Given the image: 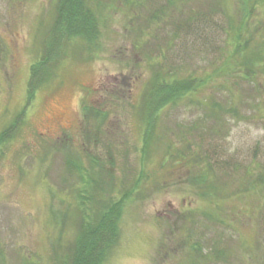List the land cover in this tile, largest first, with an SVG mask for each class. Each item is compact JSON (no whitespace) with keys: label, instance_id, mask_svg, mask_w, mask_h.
I'll list each match as a JSON object with an SVG mask.
<instances>
[{"label":"rangeland","instance_id":"374dc122","mask_svg":"<svg viewBox=\"0 0 264 264\" xmlns=\"http://www.w3.org/2000/svg\"><path fill=\"white\" fill-rule=\"evenodd\" d=\"M100 1L0 0V264L77 261L119 201L103 264H264V71L228 54L264 41V0Z\"/></svg>","mask_w":264,"mask_h":264},{"label":"trees","instance_id":"16d2710c","mask_svg":"<svg viewBox=\"0 0 264 264\" xmlns=\"http://www.w3.org/2000/svg\"><path fill=\"white\" fill-rule=\"evenodd\" d=\"M259 1V0H257ZM262 1V0H260ZM85 3L91 6L94 11L98 12L100 10L101 1L97 0H84ZM171 3V2H170ZM89 6V7H90ZM88 10V8H87ZM93 21H95V17L93 18ZM232 40V48L230 50L229 56L230 59L233 60L232 63L236 66H241L239 70L242 69V67H250L254 68L256 70H259L262 72L264 71L263 63H264V41L258 42V45L255 47H249L246 46L245 48H242V42L240 43L241 36L234 32V35L230 36ZM244 53V55H243ZM43 58V57H42ZM41 58V64L34 67V69L38 68L41 70L42 75L45 74V70L47 69V62L46 60H42ZM258 64V65H257ZM227 66V65H226ZM46 76H49V73H46ZM256 74V73H255ZM41 75V76H42ZM40 76H33V79L30 83L29 91H28V100L31 102L34 97L35 93L38 90V87L41 86L44 83V76L39 79ZM255 75L252 76L254 78ZM160 78H157L159 80ZM154 83V79L152 81ZM158 84V83H156ZM192 87L193 90L197 89L199 87V84H194ZM149 91H153V89H149ZM173 98V96L171 97ZM170 98V99H171ZM210 103V102H209ZM220 105V104H219ZM210 109H213L212 112L217 114V107L218 105L214 102H212L211 105H208ZM148 134L146 136V149L145 151H148L150 148V144L148 143L149 137H150V128H147ZM16 123H13V126L9 127L6 131L2 132L0 134V145L6 144L10 138H12L16 133ZM200 158H202L200 156ZM203 159V158H202ZM205 163V162H204ZM210 166L209 163H207V166ZM200 176H198V179L196 182H198V185L194 184V188L197 191V193L201 192L204 198L208 199H218V195L222 194V187L218 183L217 180H211L209 177L205 175L204 172L200 170ZM264 177V173H262ZM259 176V175H258ZM216 178V177H214ZM241 179H236L234 181H240ZM259 180V177H258ZM125 203V201H124ZM124 203L119 201L118 203H108L104 206L100 207V209L95 213L94 217H91L92 220L87 221V219H82L81 227L83 228V238L80 242V248H81V255L78 257V260L76 261L75 258L73 261L68 262L67 264H103L106 258L110 256L111 251L114 249L116 244L119 242V234H118V222L120 219L121 211L124 208ZM104 206V207H103Z\"/></svg>","mask_w":264,"mask_h":264}]
</instances>
